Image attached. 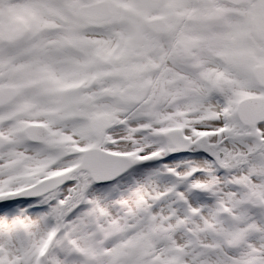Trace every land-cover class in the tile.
<instances>
[{"label": "snow or ice", "instance_id": "6c2138e0", "mask_svg": "<svg viewBox=\"0 0 264 264\" xmlns=\"http://www.w3.org/2000/svg\"><path fill=\"white\" fill-rule=\"evenodd\" d=\"M0 264H264V0H0Z\"/></svg>", "mask_w": 264, "mask_h": 264}]
</instances>
